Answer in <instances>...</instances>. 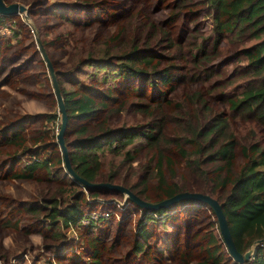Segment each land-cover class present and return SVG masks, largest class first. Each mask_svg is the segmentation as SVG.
I'll return each instance as SVG.
<instances>
[{
    "label": "trees",
    "instance_id": "obj_1",
    "mask_svg": "<svg viewBox=\"0 0 264 264\" xmlns=\"http://www.w3.org/2000/svg\"><path fill=\"white\" fill-rule=\"evenodd\" d=\"M191 7L196 8L193 10ZM50 8L53 10L54 6ZM202 8L211 16L212 30L217 39L224 33H231L251 40L250 44H243L238 52L245 60L244 66L235 68L232 79L225 80H243L242 90L227 92L224 85H213L215 97L228 102L232 118L251 117L264 128V0H173L165 16L150 12L148 4L130 0L121 8L124 11L121 23L113 24L111 30L93 40L77 68L71 65L66 70H57L53 67L68 117L66 129L75 133L72 139L69 140L66 135L64 139L72 167L89 181L120 183L149 201L184 190L202 191L216 197L222 204L238 250L244 252L255 239L264 238V146L257 142L256 130L252 126L244 132L234 130L230 117L213 110L200 91L185 95L174 93L175 82L181 77L195 79L201 76L200 72L198 75L190 74L182 61L193 58L195 63L199 57L194 49L199 46V50L204 51L186 34V23L197 22ZM145 13L149 14V19ZM175 22H179L180 31L174 35L169 25ZM33 27L36 35L43 36L39 40L51 64H54L50 52H64V48L55 46L53 38H46L50 31ZM59 36L69 40L67 33ZM219 54L215 50L203 53L202 57L212 60ZM33 55L26 64H33ZM164 56L167 62L161 66ZM80 72L84 73L82 78L77 75ZM212 73L213 68L204 70V78ZM66 76L71 79L68 83L65 82ZM88 77L93 86L86 87L80 82ZM127 80L138 84L139 94L120 98L115 84H126ZM148 85L150 98L145 97ZM197 102L200 105L194 111L190 103ZM122 110L132 114L138 122L110 123V118ZM56 118L58 130L61 115L57 105L41 123L38 122L39 115L20 120L19 129L26 136L20 141H27L23 151L13 156L5 151L4 158L0 153V161L13 165L12 177L25 185L23 194H17L18 199L14 196L9 199L11 205L19 201L20 208L11 217L5 214L2 217H6L5 222H12L23 231L24 239L29 234L43 235L46 238L43 243L49 247L50 244L58 246L57 243L66 242L68 238L74 239L73 233H66L65 228L71 227L74 232L78 230L81 238L82 228L96 226L97 222L89 213L94 205L119 203L122 211L128 204L132 206L128 199L118 201L108 198L111 195L106 192L102 197L95 190L87 191L64 173H52L54 165L61 168L63 159L60 153L52 155L50 147L47 150L46 145L52 142V138L46 132L57 133V130L46 126L45 122L47 119L55 122ZM73 119L80 122L72 125ZM24 121H28L27 124H23ZM20 134V131L7 134L0 145L4 147L6 141L13 145L12 141H17ZM138 139L143 141L142 146L147 153L144 160L136 157L139 146L135 143ZM26 154L28 157H24ZM108 154L120 155L121 165L125 167L135 166L132 173L139 171V179L129 184L124 178L118 179L111 168L102 172ZM7 170H12V166ZM194 174L203 180L204 187L193 189L189 186V177ZM151 181H155L154 189L158 190L155 196L148 193L147 184ZM179 203L191 207V211L199 205L206 207V203L195 201L183 200ZM132 207L139 213L137 232L143 239L151 235L147 220L153 218L152 215L157 214L158 220L155 221L163 223L173 217L169 210L164 214L167 208ZM84 217L86 222L82 221ZM25 219V224H19ZM37 224L43 229L34 230ZM200 229L193 231L189 243H192L190 247L205 250L206 255L195 259L188 251L182 261L193 264H264L262 246L255 248L247 262L240 263L233 260L225 244H221L223 241L217 236L218 227L216 232L209 229L201 233ZM86 239L87 245L92 246L95 262L100 264V242L91 236ZM19 245L26 256L24 249L27 242L22 241ZM141 246V241L137 239L135 249L140 250ZM159 251L164 252L161 248Z\"/></svg>",
    "mask_w": 264,
    "mask_h": 264
},
{
    "label": "rangeland",
    "instance_id": "obj_2",
    "mask_svg": "<svg viewBox=\"0 0 264 264\" xmlns=\"http://www.w3.org/2000/svg\"><path fill=\"white\" fill-rule=\"evenodd\" d=\"M6 1L25 3L28 5L30 12L28 19L24 13L0 15V142L5 140L7 134L11 132H21L18 140L12 141L13 145L7 144L8 141L5 142L4 147L0 145L1 158L5 157L3 155L5 151L12 154V156L21 154L23 151V145L27 141H20L22 137H26L23 131L19 129L20 120L39 115L40 121L38 122L41 123V120L49 115L57 105L48 66L37 45V39H42L43 36L36 35L33 32V26H39L50 31L46 38H53L55 46L64 48V52L58 50L50 52L54 62L53 67L57 70H66L71 65L77 68L85 54V50L89 48L93 40L111 30L113 24L119 25L121 23L124 17V11L121 8L126 6L130 0ZM199 1L197 0V2ZM172 2L173 0H138L140 4H148L150 12L158 16H165L169 12ZM51 5L54 6L53 10L50 8ZM195 8L191 7L193 10ZM207 12L206 9L202 8L197 15V22L190 21L186 23L187 36H190L194 42H198L200 47L204 48V51H200L199 46L194 49L199 57L195 63L193 58L182 61V63L184 62L183 66L188 69L190 74L198 75V72H200L201 76L195 79L190 76L181 77L175 82L174 93L175 95H185L200 91L206 103L213 110L220 111L222 115L230 117L234 130L244 132L252 126L256 130L257 142L264 146L263 126L251 117L232 118L228 102L215 97L212 90L213 85H224V90L227 92L242 90L243 80L237 79L232 82H225V80L232 79L236 72L235 68L244 66L245 60L238 52L243 44H250L251 40L246 39L244 36L236 37L231 33H224L217 39L212 30L211 16L207 15ZM145 15L148 19L150 18L149 14L145 13ZM169 27L174 35L180 31L179 22L171 23ZM62 33L68 34V41L65 37L59 36ZM215 50L220 52L218 56L212 60L203 59V53H211ZM31 54H34V62L29 65L26 63ZM152 60L156 61V58ZM166 62L164 56V60L160 62L161 66L165 65ZM209 68H213V73L208 78H204V70ZM77 75L82 78L84 73L80 72ZM90 80L88 77L87 80H81L80 82L86 87L93 86ZM70 81L71 79L66 76L65 82ZM115 88L120 98L139 94L138 84H133L129 80L126 84L121 82L115 84ZM145 97H151L150 85L146 88ZM190 105L196 111V107L200 103H190ZM43 115L44 117H42ZM76 121L80 122V120L73 119L72 125H75ZM122 121L127 123L138 122L132 114L124 110L110 118V123H120ZM27 122L24 121L23 124H27ZM9 123L11 124L6 125ZM45 125L57 130V118L55 122L47 119ZM55 132L53 133L51 130L46 132V135L52 138V142L46 145L47 150H49V147L52 150V155L61 154ZM74 134L73 130L66 129L64 135L70 140ZM142 143L141 139H138L135 143L139 146L136 155L138 160H144L147 157ZM24 157H28V155L26 154ZM16 158H18L17 155ZM120 158V155L108 154L102 172H106L111 168L115 171L118 179L124 178L129 184L136 182L140 177V172L132 173L135 166L132 168L121 165ZM11 166L12 170H7ZM51 171L52 173L59 171L61 174L64 173L69 176L63 163L61 168L54 165ZM45 173H47L46 170ZM45 173L44 177L46 176ZM12 174L13 165L10 162L3 163V161H0V264H97L95 255L92 254V246L87 245L86 237L88 236L95 237L100 242V264H193L194 262L182 261L186 252L189 251L191 257L195 259L203 258L206 255L205 250H201L197 246L190 247L192 243L191 241L189 243V238L192 236L193 231L200 228L201 233L209 229L217 231L218 226L215 222V215L206 204L203 203L206 207L199 205L195 211H191V207L176 203L175 207H169L164 212V214H167L168 209L171 208L170 213H173L168 226L163 222L155 221L158 220L157 214L152 215L153 218L147 220L151 235L143 239L137 232L140 226V221L137 219L139 213L134 210L133 204L131 203L132 206L128 204L122 211L119 205L115 203L114 205L92 206L93 210H106L108 208L109 216L105 219H98L96 226L90 225L82 228L80 230L82 232L81 238L78 230L74 232L71 227L65 228L66 233H73L74 239L68 238L66 242L57 243L58 246L50 244L51 247H49V245L43 243L46 240L43 235L39 233L29 234L24 239L23 231L17 229V226L12 222H5V218L11 217L14 211L21 206L19 201H14L12 205L9 204V199L13 196L18 199L17 194L22 195V191L25 190V185L21 184L20 180L12 177ZM36 184L48 186V184ZM147 185L149 188L148 193L155 196L158 192L154 189L155 181H151ZM204 185L203 180L198 175L194 174L189 177L191 188L197 189L204 187ZM5 187H7L6 190ZM51 188L54 189L55 186ZM95 191L102 197L106 195L103 192H106L111 195L108 198H116L118 201L127 200L122 193L109 189L100 188L95 189ZM198 203L202 204L201 202ZM188 208H190L189 211H186ZM3 214L6 217H2ZM25 221L26 219L19 224ZM82 221H84V218H82ZM35 229H43V227L37 224L34 226ZM218 234L220 233L217 232V236L222 240ZM137 239L142 243V249L140 250L135 249ZM22 241L27 242V248L24 249L27 253L26 256L23 253L22 246L19 245V243L22 244ZM30 242L32 243L30 244ZM33 242L42 251H38ZM159 248L164 252H160ZM33 259L36 261L32 262Z\"/></svg>",
    "mask_w": 264,
    "mask_h": 264
},
{
    "label": "water",
    "instance_id": "obj_3",
    "mask_svg": "<svg viewBox=\"0 0 264 264\" xmlns=\"http://www.w3.org/2000/svg\"><path fill=\"white\" fill-rule=\"evenodd\" d=\"M29 12L30 11L27 4L18 1L6 2L5 0H0V15L5 16V15H13L15 13H24L25 17L28 19ZM37 45L45 62L47 63L52 87L57 100L58 110L61 115L60 126L56 133V140L61 150L64 169L69 175V177L73 179L75 182L81 184L83 187H85V189L95 190V189L104 188L122 193L137 208L153 209V210H157L160 208H169L183 200L206 203L210 206L213 214L215 215L220 236L222 238L223 243L226 246L227 251L229 252V255L237 262L240 263L247 262L251 258L253 252L255 251V248L261 242H263L264 238L255 239L247 250H245L244 252L239 251L232 237V233L229 228V224L226 215L224 213L222 204L216 197L212 196L211 194L197 190L194 191L184 190L157 201H149L138 196L135 192H133L130 188H128L125 185H122L120 183L106 182V181H89L84 177L80 176L74 170L69 160L68 149L64 139V134L68 123V117L61 96V92L59 89V85L57 82V78L53 66L51 64L50 58L45 52V49L42 46L41 41L39 39H37Z\"/></svg>",
    "mask_w": 264,
    "mask_h": 264
},
{
    "label": "built area",
    "instance_id": "obj_4",
    "mask_svg": "<svg viewBox=\"0 0 264 264\" xmlns=\"http://www.w3.org/2000/svg\"><path fill=\"white\" fill-rule=\"evenodd\" d=\"M116 204H118L119 207L122 208L121 204H119V203H116ZM113 205H114V204H113ZM133 206H135V205H133ZM173 207H175V206H172L171 208H173ZM171 208L168 209L170 212H171ZM89 213H90V216H91L96 222H97L98 219L100 220V218H98L99 216H102L104 219L107 218V217L109 216V210H108V208H107L106 210H98V209L93 210V209H91V210H89ZM86 220H87V218L84 217V222H86ZM258 246H262V247L264 248V241L261 242Z\"/></svg>",
    "mask_w": 264,
    "mask_h": 264
},
{
    "label": "crops",
    "instance_id": "obj_5",
    "mask_svg": "<svg viewBox=\"0 0 264 264\" xmlns=\"http://www.w3.org/2000/svg\"><path fill=\"white\" fill-rule=\"evenodd\" d=\"M169 220H171V219H169ZM169 220H167V221L164 222L165 225L167 224V226H168V224H169ZM233 260H234V259H233Z\"/></svg>",
    "mask_w": 264,
    "mask_h": 264
}]
</instances>
